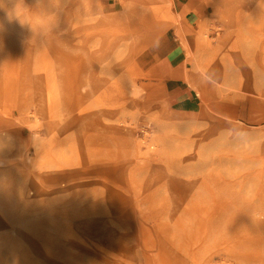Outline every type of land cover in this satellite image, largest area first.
<instances>
[{
    "label": "rangeland",
    "instance_id": "obj_1",
    "mask_svg": "<svg viewBox=\"0 0 264 264\" xmlns=\"http://www.w3.org/2000/svg\"><path fill=\"white\" fill-rule=\"evenodd\" d=\"M166 13L185 26L172 25L158 35L127 70L141 96L132 111L121 96L107 94L109 81L120 75L115 68L125 66L130 42L125 26ZM163 39L169 45L159 48L160 55L175 47L189 74L199 72L197 64L216 62L220 68L213 82L200 70V86L183 77L197 92L191 104L169 105L161 75L138 65L139 56L156 53ZM68 56L83 63L75 92L86 104L98 103L82 136L92 171H82L73 182L76 197L55 195L45 179L65 161L77 160L76 141L60 134L75 113L74 101L68 110L59 100L69 95L61 72ZM53 84L55 99L46 105L37 93ZM202 105L208 117L201 115ZM1 121L7 126L0 134V264H45L46 259L122 264L118 257L96 256L92 245L104 247L94 237L112 236L113 228L130 218L140 238L123 242L139 249L137 264H264V0H0ZM52 122L57 125L52 147L60 153L44 158L41 146L50 138L47 123ZM123 122L134 124L142 149L152 138L165 137V155L151 163L136 161L132 148L109 130ZM119 162L124 167H117ZM95 166L113 173L117 182L109 184ZM182 175L191 180L186 201L202 205L187 211L201 208L207 221L197 262L192 256L199 241H188V252L180 248L181 233L172 217L180 197L170 181L187 178ZM99 180L103 186L94 183ZM107 186L121 193L131 213L110 212L102 190ZM145 241L159 245L162 255ZM34 245L55 254L43 256Z\"/></svg>",
    "mask_w": 264,
    "mask_h": 264
},
{
    "label": "bare ground",
    "instance_id": "obj_2",
    "mask_svg": "<svg viewBox=\"0 0 264 264\" xmlns=\"http://www.w3.org/2000/svg\"><path fill=\"white\" fill-rule=\"evenodd\" d=\"M93 9V7H90ZM99 8V7H98ZM178 21L179 19L176 20L175 17L172 15L170 16L169 13L163 16V18L158 19L156 17H153L151 15H146L144 17H140L139 19H136L132 22H129L127 26H125L124 29V34L125 37L130 41L128 45V52L127 56L124 60V67L125 71L122 72L124 67H116V71L120 72L119 78L114 80V81H109V91L107 92L108 97L110 99L116 98L118 96H121L122 100L124 101V106H128L130 110L135 111L138 104L140 103V91L138 88L135 86L134 80L131 78L130 75H127V70H130L133 65H135V60L136 57L149 45H151L156 37L162 33H164L169 27L174 25V27H184L185 25L179 24ZM27 30V29H26ZM32 30V28H31ZM28 30V39H33L32 31ZM202 31V30H201ZM177 32L180 33L181 31L177 29ZM209 44V41H208ZM106 45L109 47V44L106 43ZM220 45V44H219ZM222 45V44H221ZM220 47V46H219ZM72 57L68 56L66 61L64 62L66 64L65 68L61 71L62 72V82L63 86L67 89L69 94L67 98L64 99H59L60 101H63L66 103V107L69 110V106L74 101L73 105L75 108V113L71 116V119L69 121V125L63 130L60 131V134L65 136V138L70 139V141L74 142L76 141V147L74 150L76 151V156L77 158L76 161H65L63 163V166L57 167V172L55 174H47L48 177H46V181L52 185H54V194L58 196L66 195L68 193H71L74 197L77 196V186L73 185V182L75 180H78L81 176L79 174L85 172H91L92 168L90 169V166L85 162L86 155L84 154L85 148L83 146V128H90L91 124L94 122V114H95V108L93 106H96L98 103L92 102L91 104H86L85 102V97L84 95H81L78 92H75V87L74 85H77L75 82H77L78 78V73L81 72L82 69V61L77 60V64L73 62L71 59ZM64 61V60H63ZM120 66V65H119ZM132 66V67H130ZM199 72L198 73H191L189 74V70H183L180 73H177L176 71H173L171 75L174 76H181L187 79L189 82H191L195 86H200L199 84L197 85V80L198 76L200 75V70H204L206 73L207 77L211 78V81H215L216 77L218 75V68L219 66L216 64V62H209V63H204V65H198ZM204 66V67H202ZM220 69V68H219ZM39 79V76L37 77ZM38 87V85H37ZM44 87H48V91L44 93V91H38L43 95V103L48 105V103L53 102L55 97H54V91L53 85H44ZM73 89V92L71 91ZM246 91L252 92L251 94H255V91H252V89H246ZM54 94V95H53ZM66 94V95H67ZM74 95V98H73ZM251 96L245 95L244 98L247 100H250ZM73 98V100H72ZM252 100V99H251ZM119 102V99L116 100ZM122 104V103H121ZM23 104L19 105V110L18 111H23L22 109ZM97 107V106H96ZM207 107L206 105H202L201 109V115L208 117L209 113L207 112ZM51 117V115H50ZM7 121L5 120H2ZM0 122V134L3 133L5 125L3 122ZM3 123V124H2ZM49 127V128H48ZM57 125L55 122L52 123H47V131L48 134L50 135V138L47 142H45L42 146V152L44 154V158L49 157L48 153H56L59 154L60 152L56 151L53 149L52 144L55 141V132ZM134 124L131 122H123L121 125H116L112 128L109 127V130L111 131L112 135L117 134V138L120 141H123V144L125 146L131 147L132 151L136 157V161H141L151 163L156 161L157 159L161 158L165 151H166V139L165 137L162 138H152V143H149L145 149H142L143 147L141 146L142 142L141 139L138 140L137 137L134 136L133 129ZM38 133V131H35V136ZM146 143V142H145ZM152 144H155V147L152 146ZM165 155V154H164ZM125 163L123 164L122 162H119L116 164L117 167H124ZM65 166V167H64ZM69 167V168H67ZM73 168V169H72ZM97 172L100 173V175L103 177H107V181L110 182L109 184H115L117 182L114 180L113 173L108 174L107 171L102 170L101 167L95 166L94 167ZM100 168V169H99ZM83 171V172H82ZM171 176V175H170ZM187 177L186 179H181L177 177L171 178L170 185L171 187L178 192L179 194V199L180 203H177L175 207V212L173 214L174 218V224L178 227L179 232L181 233L182 241H180L179 247L184 249L185 251L188 252V241L192 240H198L199 244L196 246V251L194 252L192 256V260L194 262H197L198 260V255L197 254H202L203 253V246L201 244L200 238L205 236V232L207 231L206 228V220L204 219V211L201 210V208L195 209L198 210V212H195L192 214L191 211H187V209H191L193 207H202V205L197 204L195 201H186V185H189V177L187 175H182ZM122 178H121V183H122ZM126 181V180H124ZM202 182H204L202 180ZM94 183L99 184L100 186H103L102 181H95ZM125 184V183H124ZM38 189H34L35 193ZM92 190V189H91ZM105 192V198L107 202V206L109 207L110 212H117L119 216L122 215H127L131 213V209L126 204L125 198L122 197L121 193L116 191L112 186H107L105 189L103 188ZM94 191V190H93ZM45 195V194H44ZM47 195V194H46ZM45 195V196H46ZM49 198V197H47ZM192 200V199H189ZM119 205V209L117 210L116 208ZM114 208V209H113ZM127 208V209H126ZM126 209V210H125ZM222 211L219 213L221 214ZM185 213L191 214L192 217H186L184 216ZM180 214V215H179ZM178 215V216H177ZM263 215V213L261 214ZM230 226L232 227V224H234L235 220L231 218L229 221ZM136 227L137 223L135 222L134 219L130 218L128 219L124 224H122L119 228H113L112 230V236H106L104 234V230L101 229L100 233L104 234L101 236H96L94 237L95 239H98L99 241H102L104 244V247L98 246L96 244H93V249L92 250L96 256H102L103 254L105 256L111 255L114 257H118L122 260V264H137L136 259L138 256V251L137 246L129 245L127 243L123 242V239L126 237L130 239H134V242L140 238L136 234ZM253 227L257 228V225H254ZM138 230V229H137ZM26 237L27 236H22ZM257 237H252L251 239H255ZM31 239V238H30ZM184 239H187L185 241ZM33 243L37 244L35 241H32ZM146 242V241H145ZM150 248L155 249L159 251V254L162 255L163 249L161 247H158L159 245H153L152 243L149 244L146 242ZM143 244V242H142ZM112 246V251H107L108 247ZM147 246V245H146ZM34 247L39 251L38 253L42 254L43 256L46 257H52L54 256L55 253H53L52 250L49 251V253H45L42 251L40 248H37V246L34 245ZM100 247V248H99ZM54 249V246H52ZM56 249L58 250L57 246ZM184 254V252H182ZM127 257H130L128 260ZM188 258L185 257V259ZM184 259V260H185ZM189 261V258L187 259ZM108 262V261H107ZM45 264H54V262H51V259H46L44 261ZM90 264H121L120 262H112V263H104L100 260H92L90 261ZM147 264H152V262L148 261Z\"/></svg>",
    "mask_w": 264,
    "mask_h": 264
},
{
    "label": "crops",
    "instance_id": "obj_3",
    "mask_svg": "<svg viewBox=\"0 0 264 264\" xmlns=\"http://www.w3.org/2000/svg\"><path fill=\"white\" fill-rule=\"evenodd\" d=\"M160 42L161 44L155 48L156 53L147 51L139 56L138 65L144 71L154 68L153 71L159 76L161 75L164 84L163 92L169 105H188L193 103L197 94L195 89L183 77L171 75L173 71L180 73L184 69L186 70V66H183L181 61L180 54L176 53L174 47L166 54L160 55L159 48L167 47L169 40L163 39Z\"/></svg>",
    "mask_w": 264,
    "mask_h": 264
}]
</instances>
